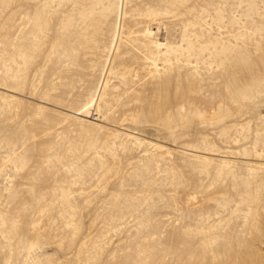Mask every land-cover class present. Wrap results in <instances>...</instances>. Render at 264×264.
Segmentation results:
<instances>
[{"label":"rangeland","instance_id":"374dc122","mask_svg":"<svg viewBox=\"0 0 264 264\" xmlns=\"http://www.w3.org/2000/svg\"><path fill=\"white\" fill-rule=\"evenodd\" d=\"M0 264H264V0H0Z\"/></svg>","mask_w":264,"mask_h":264},{"label":"bare ground","instance_id":"6f19581e","mask_svg":"<svg viewBox=\"0 0 264 264\" xmlns=\"http://www.w3.org/2000/svg\"><path fill=\"white\" fill-rule=\"evenodd\" d=\"M122 7H123V1H121V7H120V14H122ZM98 98H99V92H98V94H97V96H96V98H95V103L98 101ZM94 103V104H95ZM92 110H94V107L91 109V111Z\"/></svg>","mask_w":264,"mask_h":264}]
</instances>
